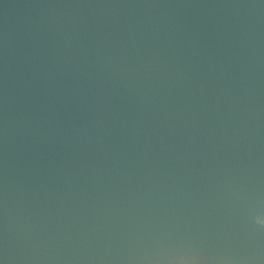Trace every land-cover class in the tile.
I'll return each mask as SVG.
<instances>
[{
  "label": "water",
  "instance_id": "obj_1",
  "mask_svg": "<svg viewBox=\"0 0 264 264\" xmlns=\"http://www.w3.org/2000/svg\"><path fill=\"white\" fill-rule=\"evenodd\" d=\"M0 264H264V0H0Z\"/></svg>",
  "mask_w": 264,
  "mask_h": 264
}]
</instances>
